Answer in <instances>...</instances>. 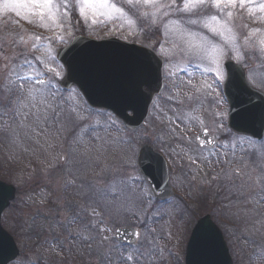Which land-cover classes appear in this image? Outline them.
<instances>
[{
    "label": "snow or ice",
    "instance_id": "obj_1",
    "mask_svg": "<svg viewBox=\"0 0 264 264\" xmlns=\"http://www.w3.org/2000/svg\"><path fill=\"white\" fill-rule=\"evenodd\" d=\"M20 9L29 12L30 15L23 16L28 24L39 26L52 35H20L18 39L9 37L7 41L0 39V132L8 133L14 142L19 139L21 132L25 136L43 135L51 148L69 122L63 119L65 106L70 120L74 122L69 146L58 154L53 166H64L65 188L75 189L79 203L65 205L61 202L58 206L62 209V219L51 217L49 230L63 228L68 233L65 240H79L91 247L92 241L96 239L95 233L101 234V243L111 239L103 235L112 231L108 227L109 217L105 213L110 215L113 209L128 211L139 207L143 210L140 227L147 234V245L150 247H144L143 243L137 245L140 231L125 232L126 236L130 234L133 239L112 245L107 251L99 253V259L102 264H157L160 237L153 235L156 230L150 225L164 215L171 214L172 209L164 207L169 204L167 194L154 196L140 186L138 177L121 175L115 168L105 167L102 173H97L90 180L76 174L74 169L77 165L86 166L88 160L94 159L92 141L102 139L100 131L107 132L114 127L118 128V125L110 114L103 122L93 121V116L105 114L82 105L78 88L67 89L66 96L62 94L58 83L63 77L56 67L51 66L55 63L51 44L67 45L77 39L72 35L73 18H78L89 28L111 24L104 39L114 31L127 30L128 35L132 36L153 29L161 32L165 41H157L159 51L156 45L127 48L124 44L111 41L106 45L90 46L111 50L92 53L86 70L101 87H105L111 77L119 75L122 82L119 100L133 113L141 100H150L154 110L163 112L158 89H149L147 92L140 90L143 79L153 73L163 72L164 78L172 81L167 100L181 104L183 101L179 97L182 89L190 87L195 94L202 91L215 92L220 82L226 79L221 63L225 56L230 55L238 64L246 62L249 52L259 53L264 59V0H0V13L15 12L17 17H21ZM240 12L246 13L254 24L262 27L243 25L247 35L238 32L236 19ZM124 39L127 42V36ZM31 40L37 43H32L29 48ZM42 40H47L48 44L39 43ZM21 46L23 50L18 51L17 48ZM38 48H44L43 56L33 57L32 51ZM177 55L186 58L185 66L177 67L172 63L171 58ZM41 65L47 71L41 70ZM190 69L199 71L202 77L212 75V82L195 84V71ZM178 75L186 76L187 79L176 83L174 78ZM252 79L249 76L243 83L237 79V88L241 92L245 91L246 85H252ZM153 92L156 93L155 97ZM186 94L189 100L193 99L192 91ZM223 102L222 97H217L218 104ZM171 111L173 116L164 112L170 124L175 125L179 121L186 128L196 124L203 128L195 140L198 148L204 151L181 147V154L194 164L211 166L213 162H224L229 165L221 169L213 179L226 181L238 197H245V212L257 216L255 225L264 227V213L258 212V208L264 207V142L261 143L258 157L261 161L260 170L255 175L241 168L230 167L236 150L239 149L243 154L250 145L254 146L252 137L259 139V131H253L251 135H240V132H247L248 129L237 128L235 133L226 129L224 120L227 114L220 111L216 113L215 124L218 131L225 133V137L207 139L206 146L200 140L201 136L208 138L210 130L204 126V120L198 114L199 105L185 111L175 108ZM237 115L249 124L260 121L261 127H264V110L257 113L244 109L243 113ZM168 131L174 134L176 129L169 127ZM95 151L99 153V147ZM98 158L97 155L95 159ZM157 200L161 201L159 205L156 204ZM247 205L253 207L248 208ZM73 225H78L75 233L71 231ZM32 228L33 225H29V229ZM120 232V229H116L117 236ZM215 234V227L206 220L193 225L189 243L192 264H219L214 246ZM168 238L171 239V233ZM52 244H58L55 237Z\"/></svg>",
    "mask_w": 264,
    "mask_h": 264
},
{
    "label": "rangeland",
    "instance_id": "obj_2",
    "mask_svg": "<svg viewBox=\"0 0 264 264\" xmlns=\"http://www.w3.org/2000/svg\"><path fill=\"white\" fill-rule=\"evenodd\" d=\"M20 11L22 18L24 15H30L26 9H20ZM72 25L74 29L72 35L76 36L81 33L82 28V32L91 35L88 37L97 40L103 39L107 34L104 30H110L112 27L109 24L107 27L95 26L94 28H89L79 19L76 21L72 20ZM243 25L262 27V25L254 24L246 13L240 12L236 19V30L243 35H247V29ZM37 27L40 28L39 26ZM51 35L52 33H50ZM111 35L110 37L118 38L124 42V38L127 36L128 43L140 46L156 45L157 51H159L157 41L161 43L165 41L164 35L154 29L135 36L128 35L127 30L122 35L120 33ZM40 36L43 37L45 35ZM3 40L7 41V38L3 37ZM31 43L32 40L29 44ZM64 46L66 45L60 43L51 44L53 55L55 56L56 50ZM166 46L170 47L171 45L166 44ZM17 50L22 51L23 46L17 48ZM185 59L182 55H177L173 56L171 61L177 67H183L185 66ZM228 60L236 62L235 59L228 55L221 61L222 65ZM165 62L167 63V61ZM239 65L246 70L247 78L249 76L253 78L251 86L264 93V59L260 57L259 53L249 52L246 55V62ZM51 66L56 67L63 77L64 71L56 59ZM171 66L170 64V68ZM190 70L195 71L193 81L195 84L200 85L205 82H212V75L206 74L202 77L199 71ZM49 74L51 73L49 72ZM174 79L176 83H179L181 79H187V77L178 75ZM164 81V90L160 94V107L164 111L154 110L151 106L148 120L142 127L132 132L125 130L118 121V128L114 127L107 132L101 130L99 135L102 139L92 141L94 159L88 160L86 166L77 165L74 171H76L77 175H82L85 179L90 180L97 173H102L105 167L115 168L121 175L138 177L140 186L145 191H150L143 177L137 171L138 149L144 144L149 145L154 151L164 156L170 167V180L175 187L174 189L183 195L180 198L184 197V203L187 206L184 207L175 200H171L168 205L164 206L166 209H172L171 214L164 215L162 219L151 223L150 226L156 230L153 235L160 237L158 241L160 252L158 253L157 264H183L189 231L196 219L205 214H209L221 230L232 264H264V255H261L264 252V247H262L264 245V227L255 225V220L258 217L251 212H245L243 203L245 197H238L226 181L213 179L217 173L221 172V169L229 165L224 162H213L211 166L191 163L186 156L181 154V147L204 151V149H199L195 145V138L193 137L200 134L203 128L199 124L186 128V125L179 121L172 125L164 116V112H167L168 116H173L171 111L173 108L185 111L191 109L194 105H199L200 111L198 114L204 120V126L210 130L212 138L219 136L223 139L225 133L216 129L215 121L217 112L223 111L228 114L227 103L221 93L224 81H221L219 87L212 93L202 91L199 94H195L190 87L182 89L179 97L183 101L181 104L167 100V96L172 89V81L165 78ZM189 91L193 92L192 100H189L186 94ZM62 94L66 96L67 92H62ZM217 97H222L225 102L218 104ZM80 103L88 107L81 96ZM99 112L105 115L100 117L93 116V121L100 120L103 122L108 119V114L110 113ZM63 119L69 122L61 132L59 139L55 141V146L51 148L48 147L43 135L40 137L25 136L21 132L19 139L14 142L8 133L0 132V181L11 184L17 189L16 199L2 216V226L14 237L21 251L20 256L12 264L75 263L69 262L70 252L72 251H70L71 249L68 248L64 240V237L68 234L65 232L66 230L63 228L49 230L51 217H55L58 220L62 219V209L58 206L61 202L65 205L68 203H79L75 189L71 187L65 188L64 166H53L56 163L58 154L65 151L72 139L74 122L69 118L67 106H65ZM224 125L227 129L225 120ZM169 127H175L176 131L174 134L169 133ZM161 136L163 139H158ZM189 141H191L190 144L188 143ZM262 142H264V137L261 142L255 141L254 146L250 145L243 154L237 149L235 159L230 167L241 168L255 175L256 171L260 170L261 161L258 157ZM97 147H99V153L95 151ZM253 147L255 151H253ZM230 148L231 142L229 141ZM97 155L99 158L95 159ZM229 156L231 157V152H229ZM36 161L41 168L40 171H37L32 176L31 164ZM44 164L49 166V172L42 170V165ZM215 189L221 190L222 196L218 195L217 193L219 192ZM220 202H225L224 206ZM247 207L252 208L253 205H247ZM258 212L264 213V207L258 208ZM105 215L109 217L108 227L112 231L103 233V235L109 236L111 238L110 241L101 243L100 233H95L96 239L92 241L91 247L87 243H81L79 240L69 241L74 247L77 246L76 250L83 254V258L86 260L84 261L87 264H102V260L99 259V253L107 251L112 245H118L114 238L115 228L130 227L140 231L141 235L139 240L136 241L137 245L139 246L143 243L144 247H150V245H147V234L140 227L143 215L142 208L138 207L128 211H116L113 209L110 215L109 213H105ZM29 225H33L32 230L29 229ZM77 228L78 225H73L71 231L75 233ZM64 233L66 234L65 236ZM169 233H171V239L168 238ZM53 237L58 241L57 245L52 244ZM77 256L78 253L75 254L74 252V257L78 260L80 255Z\"/></svg>",
    "mask_w": 264,
    "mask_h": 264
},
{
    "label": "water",
    "instance_id": "obj_3",
    "mask_svg": "<svg viewBox=\"0 0 264 264\" xmlns=\"http://www.w3.org/2000/svg\"><path fill=\"white\" fill-rule=\"evenodd\" d=\"M110 41L114 44H124L117 40L96 42L85 38H77L69 45V47L59 50L56 59L65 69V76L60 82V86L64 89H69L71 87L78 88L90 107L111 111L128 129L133 130L143 125L148 116V109L151 101L141 100L136 105L135 113H133L132 109L125 107L119 100V94L122 90V82L119 75L111 77L106 86L101 87L86 70L92 53L111 50L94 49L90 46L106 45ZM124 45L127 48H140L135 45ZM69 49H71V51H69ZM226 70L228 77L226 82V96L230 106L229 127L234 132H236L237 128H247V132L239 133L242 135H251L253 131H259V139L256 137L252 138L261 140L263 136L262 134H264V127H261L260 121H257L255 124L246 123L241 120L237 113H243L244 109L255 111L257 113L264 110V95L256 90L254 91V89L247 85L246 90L243 92L237 88L236 80L239 79L240 82L243 83L245 79L244 72H242V69L239 66L227 63ZM77 81H79V84H77ZM161 88L162 72L159 74L153 73L144 78L143 82L140 84V90L142 92H147L149 89H158L160 92ZM152 95L154 97L156 93L153 92ZM239 101H243V103H240ZM128 112L132 114L131 117L128 116ZM207 139L210 138L201 136L200 143L207 146ZM137 166L141 175L148 182L151 193L154 196L167 194V197H170L166 169L159 155L154 153L150 147L143 146L139 152ZM14 193V188L0 183V216L9 206V203L14 199ZM200 220H206L216 229L214 246L219 264H232L223 237L217 227L211 222L210 217L205 216ZM199 221H197V223ZM125 232L130 233L131 231L121 230L119 236L116 234L117 239L120 241L133 239L130 234L126 236ZM190 242L191 235L186 247L185 264H192L193 257L191 245H189ZM18 253L19 252L11 237L0 227V264H9L18 256ZM8 257H12V259H8Z\"/></svg>",
    "mask_w": 264,
    "mask_h": 264
},
{
    "label": "flooded vegetation",
    "instance_id": "obj_4",
    "mask_svg": "<svg viewBox=\"0 0 264 264\" xmlns=\"http://www.w3.org/2000/svg\"><path fill=\"white\" fill-rule=\"evenodd\" d=\"M23 23L28 25L29 28L37 30L43 34H46L48 37L50 35V32L41 28H38L37 26L28 24L22 17H17L15 13L9 12V13H0V39H3V37H15L19 38L20 35H34L30 33H24L19 30L18 24ZM10 35V36H9ZM35 41V40H34ZM32 40V43H37ZM31 43V44H32ZM39 43L47 45V40H42ZM31 44L28 45V47H31ZM44 48H38L36 50H33L31 55L33 57L35 56H43ZM41 70L47 71V68H45L43 65L40 66Z\"/></svg>",
    "mask_w": 264,
    "mask_h": 264
}]
</instances>
